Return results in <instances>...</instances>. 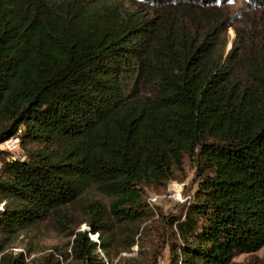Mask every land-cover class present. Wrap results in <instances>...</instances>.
<instances>
[{"label":"trees","instance_id":"obj_1","mask_svg":"<svg viewBox=\"0 0 264 264\" xmlns=\"http://www.w3.org/2000/svg\"><path fill=\"white\" fill-rule=\"evenodd\" d=\"M12 138L18 154L0 150V264H106L99 253L134 245L138 264H157L143 246L153 223L168 264L259 251L264 0H0V144ZM186 160L195 191L157 213L145 188ZM50 230L63 249L10 250Z\"/></svg>","mask_w":264,"mask_h":264},{"label":"rangeland","instance_id":"obj_2","mask_svg":"<svg viewBox=\"0 0 264 264\" xmlns=\"http://www.w3.org/2000/svg\"><path fill=\"white\" fill-rule=\"evenodd\" d=\"M123 1H135L140 3L142 0ZM241 6L242 3L240 1L235 7L232 8H235V10H237ZM248 14L252 16L251 12H249ZM226 37L228 39L226 52H228L231 48V42L235 38L233 29H229L227 31ZM15 151H18V147L14 150L13 154H16ZM194 173L195 169L193 161L186 160L183 171L177 172L173 180L167 182L164 185H158L156 187L150 186L145 188L144 196L149 207L153 210L157 208L156 212L159 213L160 210L164 216L176 214L180 210V208L187 203L188 199L192 196L197 187V179L194 178ZM173 184H177L178 186H180V188L177 187L176 189L177 195L172 194ZM1 207L2 204H0V208ZM154 218L156 221L160 219L156 216ZM146 224H149V222H147ZM79 229L85 230L87 229V227L83 224ZM161 229L162 226L160 223H153L152 229L147 238L149 242L146 245V238L143 241V246H145L144 252H149L148 248L151 251H158V253L160 252V254L157 256V264H168V251L167 249L160 247L161 243L159 234L161 232ZM25 237V239H21L20 237L19 240L14 242L12 245L13 248H11L10 250L14 252L24 251L26 253L25 250H27L28 248L34 249L33 254L28 258V260L33 257L44 255L45 253L50 251V248L52 246H57L63 249L65 247V244L69 240L62 234L51 230L36 236H34L32 232H28ZM89 237L91 240H97V235H90ZM97 252H100V250L98 249ZM99 254L100 257L104 259L106 264H119V262H131L132 264H138L143 261L144 257L142 255L139 256L137 245L131 247L129 251L120 253L117 257L112 256L110 259H108L106 256H103L102 253ZM233 262L234 264H264V247L253 254L239 255L233 259Z\"/></svg>","mask_w":264,"mask_h":264},{"label":"built area","instance_id":"obj_3","mask_svg":"<svg viewBox=\"0 0 264 264\" xmlns=\"http://www.w3.org/2000/svg\"><path fill=\"white\" fill-rule=\"evenodd\" d=\"M18 147V139L17 138H12L9 140H6L4 143L0 144V150H5V151H12L14 153V150ZM16 154H13V156H16L18 154V151H15ZM172 194L177 195L176 189L177 187L180 188L177 184L172 185ZM171 186V187H172Z\"/></svg>","mask_w":264,"mask_h":264}]
</instances>
